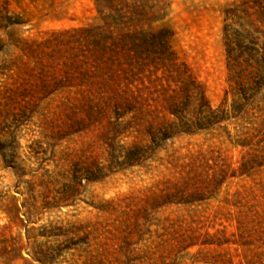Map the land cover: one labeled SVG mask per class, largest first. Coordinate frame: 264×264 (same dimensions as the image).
I'll list each match as a JSON object with an SVG mask.
<instances>
[{
	"label": "rangeland",
	"instance_id": "374dc122",
	"mask_svg": "<svg viewBox=\"0 0 264 264\" xmlns=\"http://www.w3.org/2000/svg\"><path fill=\"white\" fill-rule=\"evenodd\" d=\"M251 1L166 0L157 21L117 35L127 52L164 34L219 110L190 106L188 134L152 142L170 118L150 98L175 83L161 68L136 80L130 109L103 104L127 81L110 80L112 52L99 70L91 35L108 31L93 0H0V264H264V166L242 146L264 124Z\"/></svg>",
	"mask_w": 264,
	"mask_h": 264
},
{
	"label": "trees",
	"instance_id": "16d2710c",
	"mask_svg": "<svg viewBox=\"0 0 264 264\" xmlns=\"http://www.w3.org/2000/svg\"><path fill=\"white\" fill-rule=\"evenodd\" d=\"M111 1L115 2L116 0ZM109 2L110 0H108V3ZM93 3L100 20L103 22L104 28L108 31L106 35H91L94 42V49L97 50L96 56L94 57L102 60L106 52H112L116 61L119 63V68L115 71L112 70L111 66H107L109 69L108 76L110 77V80L113 79L114 76L119 78L117 72L121 70L127 81L125 86H123L124 91L121 95H124V97H120V94H118L113 86L108 83L106 87L109 95L103 99V104L109 102H113L116 105L124 104L127 109H130L128 107L132 106L130 105V101H128L129 99L126 97V94L131 93L130 99L135 100L136 96L132 95V88L135 86L136 80L142 79L140 75L142 74L145 78L155 79L156 71L163 68L169 75H171V79L174 81L175 86H165L164 89L160 90L161 92L156 97H151L150 100L159 104L161 107L153 108L152 112L158 115L164 114L166 118H170V121L167 126L164 127V132L161 133V137L158 139L152 137V142L162 141L164 133L167 135V133H172L173 130H177V132H175L177 135L178 133L179 135L180 133L181 135L188 134L191 129L190 126L196 125L193 122L186 123L182 121L184 114L188 111L187 109L190 106L193 107V111L199 115L207 111L208 116L215 117L213 114L217 113L219 110H212L207 105L203 95L197 91L198 88L196 87L195 81L191 78L186 66L179 62L174 53H172L166 46L167 38L164 34H161L160 37L155 36L153 42H149L146 38H143L138 45L139 47L143 46L145 50L139 49L137 45H132V49H128L127 52L136 54L135 64L130 63L120 69L118 55L122 54V56L129 62L132 61V56L127 52H123V47H125L126 44L122 43L120 45L118 43L119 38H117V35L124 31H126L125 34L127 35L131 27L135 29L141 23L148 25L149 22L157 21V16L162 11V6L166 4V0H155L154 4H149L152 3L149 0H118L116 6L109 4L104 8L105 10L99 7V0H93ZM244 13L246 17L243 21L250 27L249 30L252 29V32H256L257 34H264V0H252L250 5H245ZM249 30L248 32L251 34V31ZM126 38L130 39L129 36H126ZM112 46L116 48L120 46L122 52L119 53L118 51H113L111 48ZM1 52L2 50H0V53ZM143 52L146 53L145 57L144 54H141ZM113 56H109V58L107 57L105 64L107 63V59H110ZM110 60L111 63H113L112 59ZM254 61L256 62L255 59ZM258 65L259 66H257L256 63V66H253V70L255 74L261 75L264 68L261 64ZM149 66H152V68H149ZM99 70L100 72L104 70V61L103 64L100 65ZM62 87L63 86H60V88ZM147 91V94L150 95L151 89H147ZM263 127L262 125H257V127L253 128L251 134L254 135H251V137H245L243 141L246 144L242 145L243 147L247 146L251 149L250 153H247L248 155L254 152L253 157L255 159V164H257L259 168L264 166ZM158 132L160 133L161 131L159 130ZM256 137H258L257 140L252 144L253 139ZM261 157H263V159H260Z\"/></svg>",
	"mask_w": 264,
	"mask_h": 264
}]
</instances>
